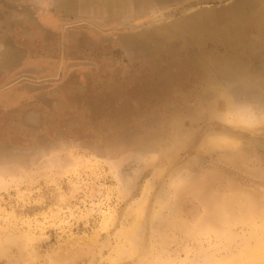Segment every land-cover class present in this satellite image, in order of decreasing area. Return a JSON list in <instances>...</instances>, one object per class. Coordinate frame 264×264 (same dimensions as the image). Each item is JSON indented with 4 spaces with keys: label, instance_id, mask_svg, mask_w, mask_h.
I'll use <instances>...</instances> for the list:
<instances>
[{
    "label": "rangeland",
    "instance_id": "obj_1",
    "mask_svg": "<svg viewBox=\"0 0 264 264\" xmlns=\"http://www.w3.org/2000/svg\"><path fill=\"white\" fill-rule=\"evenodd\" d=\"M255 241L264 0H0V264H204Z\"/></svg>",
    "mask_w": 264,
    "mask_h": 264
},
{
    "label": "bare ground",
    "instance_id": "obj_2",
    "mask_svg": "<svg viewBox=\"0 0 264 264\" xmlns=\"http://www.w3.org/2000/svg\"><path fill=\"white\" fill-rule=\"evenodd\" d=\"M247 251H246L247 253L243 252V254H241L239 257L233 256V255L222 256L220 257V259L218 257L217 259L215 260L212 259L211 261L209 259L204 264H241V263H247V262L250 264H254L260 260H264V242L255 241V247L252 249H248ZM238 260L240 262H238Z\"/></svg>",
    "mask_w": 264,
    "mask_h": 264
},
{
    "label": "flooded vegetation",
    "instance_id": "obj_3",
    "mask_svg": "<svg viewBox=\"0 0 264 264\" xmlns=\"http://www.w3.org/2000/svg\"><path fill=\"white\" fill-rule=\"evenodd\" d=\"M4 100H5V102H8V103H9V102H11L13 99L11 100V98L6 97V99H4ZM30 119H31V118H30Z\"/></svg>",
    "mask_w": 264,
    "mask_h": 264
}]
</instances>
